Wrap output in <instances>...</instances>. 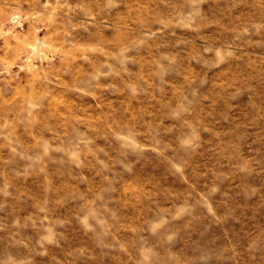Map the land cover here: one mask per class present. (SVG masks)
Returning <instances> with one entry per match:
<instances>
[{"label": "rangeland", "instance_id": "rangeland-1", "mask_svg": "<svg viewBox=\"0 0 264 264\" xmlns=\"http://www.w3.org/2000/svg\"><path fill=\"white\" fill-rule=\"evenodd\" d=\"M0 264H264V0H0Z\"/></svg>", "mask_w": 264, "mask_h": 264}]
</instances>
